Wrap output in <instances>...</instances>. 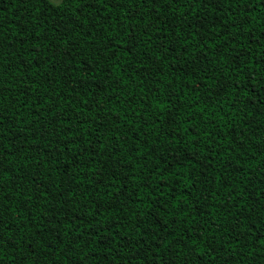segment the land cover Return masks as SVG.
I'll list each match as a JSON object with an SVG mask.
<instances>
[{"label":"trees","instance_id":"obj_1","mask_svg":"<svg viewBox=\"0 0 264 264\" xmlns=\"http://www.w3.org/2000/svg\"><path fill=\"white\" fill-rule=\"evenodd\" d=\"M78 2L0 0V264H264V3Z\"/></svg>","mask_w":264,"mask_h":264},{"label":"snow or ice","instance_id":"obj_2","mask_svg":"<svg viewBox=\"0 0 264 264\" xmlns=\"http://www.w3.org/2000/svg\"><path fill=\"white\" fill-rule=\"evenodd\" d=\"M23 2L25 4H27V3H32L33 0H23ZM36 2L41 5L40 10L43 13L47 14L52 10H56L58 5L65 4L67 2V0H36ZM106 2L109 4V7H112V6L122 7L123 4L127 2V0H79L78 3H75V7L79 8L81 10H83V8H88L89 10H92L93 8H95V6L97 4L103 5ZM134 2H135V0H134ZM148 2H149V0H143V3L145 5H147ZM188 2L190 3L191 0H188ZM197 2L204 4L206 6H210V7L215 8L218 4H220L222 2V0H197ZM250 2H251V0H235V3L241 4V5L248 4ZM259 2L264 3V0H259ZM151 4L153 6H155L157 9H159L162 5H166L168 7L169 11H173L172 5L182 6L181 0H151ZM59 11H63V8H60ZM249 11H251V9H249ZM157 14H159V13H157ZM73 15H76V13L73 12ZM245 15H246V13L241 12V16L239 17V19L243 20ZM108 19H111V17H109ZM132 19H135V18L133 17ZM190 26L194 27V25H190ZM145 27L147 28L148 25H146ZM145 34H147V33H145ZM37 35L42 36L43 33H37ZM127 35L132 37L133 39H135L134 30L128 31ZM149 39H151V37H149ZM35 47L38 48L39 44L37 43L35 45ZM129 54H131V53L129 52ZM0 123H2V121H0ZM72 142L75 143L74 138H73ZM137 151H138V149H137ZM4 171L5 170L2 167V161H0V175H2ZM180 203L181 202H177L178 207H179ZM246 210L251 212V211H255V208L252 207V208H249ZM261 210L264 211V208H262ZM245 218H247V217H245ZM3 223H4L3 219L0 218V225H2ZM50 223H51V221H50ZM9 240H11V237H9ZM3 243H4L3 235L0 234V248H2ZM261 243H264V237L261 238ZM169 264H175V261L172 260L169 262Z\"/></svg>","mask_w":264,"mask_h":264}]
</instances>
